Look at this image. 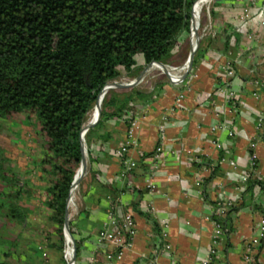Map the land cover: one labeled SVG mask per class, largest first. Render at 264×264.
Here are the masks:
<instances>
[{
    "label": "crops",
    "instance_id": "0c3cea01",
    "mask_svg": "<svg viewBox=\"0 0 264 264\" xmlns=\"http://www.w3.org/2000/svg\"><path fill=\"white\" fill-rule=\"evenodd\" d=\"M211 8L214 32L200 41L203 49L195 51L184 81L176 84L161 74L146 90L141 83L133 86L153 89L154 95L149 101H135L134 120L139 126L127 152H118L127 141L122 119L106 120L85 142L86 173L78 184V212L71 218L68 213L77 237L83 239L79 264H109L112 259L110 246L97 243L96 234L114 188L119 191V206L132 214L136 225L121 264H143L145 259L151 264H264V126L256 128L264 111V0H219ZM244 10L249 19L242 18ZM188 51L187 32L182 31L165 63L183 61ZM227 61L228 74L221 68ZM148 66L137 57L132 71L120 77L135 78L146 68L144 76ZM219 78L229 79L231 97L225 88L216 90ZM178 94L183 97L175 104ZM172 107L175 110L169 112ZM126 160L136 163L129 178L120 176ZM212 171L213 177L206 181ZM45 185L40 176L32 186L39 201ZM139 190L144 191L141 213L131 206ZM42 201L40 206L32 205L36 216H27L41 229L48 213ZM214 201H222L223 214ZM214 211L221 216L227 213L229 231L215 234ZM36 218L41 223L34 222ZM163 230L169 250L163 246ZM24 251L16 260L17 253L9 251L12 262L7 264H26V255L37 258Z\"/></svg>",
    "mask_w": 264,
    "mask_h": 264
},
{
    "label": "trees",
    "instance_id": "16d2710c",
    "mask_svg": "<svg viewBox=\"0 0 264 264\" xmlns=\"http://www.w3.org/2000/svg\"><path fill=\"white\" fill-rule=\"evenodd\" d=\"M194 2L0 0V119L22 114L33 116L40 125L43 156L39 166L51 178L43 187L42 202L48 210L46 235L55 236L50 247L60 254L67 198L82 157L80 135L100 90L131 72L138 54L144 63H165L177 47L180 33L189 30ZM212 13L211 8L210 16ZM202 49L199 45L196 54ZM153 95V89H109L98 121L84 135L85 142L109 119H122L128 128L135 117V101H149ZM135 167L136 163L123 176L129 178ZM213 174L205 180H211ZM23 185L8 157L0 154V215L21 226L27 222L26 212L17 203ZM118 192L114 188L109 198L115 210L124 211L118 204ZM143 193L139 190L131 205L139 213ZM213 204L217 209L223 203ZM211 220L219 224L220 233L231 228L227 213L221 216L214 211ZM69 231L75 244V264H79L83 239L77 237L72 220Z\"/></svg>",
    "mask_w": 264,
    "mask_h": 264
},
{
    "label": "rangeland",
    "instance_id": "374dc122",
    "mask_svg": "<svg viewBox=\"0 0 264 264\" xmlns=\"http://www.w3.org/2000/svg\"><path fill=\"white\" fill-rule=\"evenodd\" d=\"M199 3V7L195 13V16L200 13V30L198 29V35L200 36L202 32V27L206 26L207 28L214 32V28L211 23L210 9L213 5V2L217 0H209L205 4ZM200 31V32H199ZM200 33V34H199ZM204 36V35H203ZM202 35L198 40V44L195 46V51L197 50L200 41L204 38ZM187 40L189 43V51L185 59L181 62L173 63H164L169 66H178L184 63L188 58L191 52L190 36L187 32ZM138 54L136 57H140ZM162 63V62H161ZM162 74L161 70L158 68H152L146 72L143 76V81L141 82V87L147 89L150 85V81ZM120 89V88H112ZM92 110V109H91ZM91 113V111H90ZM89 113V114H90ZM88 114V118H89ZM39 123L33 117H26L22 114L14 115L10 118L0 119V154L8 157L9 164L12 165L13 171L16 176L20 179V184L23 185L26 181V178L31 179L27 181L30 185H23L22 193L17 198V203L20 204L21 208L26 212V216H36V212L32 210V205L40 206L42 203L39 201V192L35 191L32 186L35 185V181L41 176L44 180L50 181V176L45 173H41L39 166V161L43 156V151L40 147L39 139ZM86 150V147H85ZM86 154V152H85ZM41 156V157H39ZM39 157V160L37 159ZM39 173V174H38ZM41 173V174H40ZM23 181V183H22ZM41 190V189H40ZM43 193V189L40 191ZM11 199H14V195H10ZM78 198V185L74 188L72 195V200L69 204V217L71 215H76L78 212L77 205ZM75 203V204H74ZM34 222L41 223V220L35 219ZM25 224V225H24ZM21 227V225L15 220L4 219L0 215V264L7 262H12L10 260L9 254L11 250L16 252L14 259H21L22 254L25 253L24 249H28L30 253H33V256H36V259H32L30 256H25L26 264H69L70 261L66 258L70 256L69 253V243L66 245V255H65V237L63 232V244L61 254L58 251L50 250L51 236L46 235L49 231V228L45 224L44 228L36 225L33 222H26ZM64 231V230H63ZM22 236L25 238H22ZM28 241H27V240ZM12 240V241H11ZM53 242H55V236L53 237ZM52 242V243H53ZM30 244V245H29ZM61 255V256H60ZM28 261V262H27ZM76 259L74 260V264Z\"/></svg>",
    "mask_w": 264,
    "mask_h": 264
},
{
    "label": "built area",
    "instance_id": "2783aa9c",
    "mask_svg": "<svg viewBox=\"0 0 264 264\" xmlns=\"http://www.w3.org/2000/svg\"><path fill=\"white\" fill-rule=\"evenodd\" d=\"M199 1H201V0H195V2L193 3L192 11H191V17H190V21H189L188 32H189V36H190L191 50H195V46L197 44V41L200 39L201 35L202 36L204 35L203 37H205L207 35L213 34L211 27L209 29L206 26L205 27L203 26L201 28L202 29L201 34L199 33L200 36L198 35V29L200 28V13L201 12L195 16L194 8H195V5ZM242 18L243 19H249L250 18V14L247 10H244V12L242 14ZM194 24H195V26H193ZM152 68L160 69L162 74L167 75L170 78V80L176 84L184 81L186 76L191 71V67L190 68L188 67V58L186 59V61H184L183 64L178 65V66H169V65H166L164 63H163V65H161V64H158L156 61H152L149 63L148 70H150ZM221 68H222L223 72L226 71L227 72L226 74H228L229 73L228 69L230 68V63L228 61L225 62L223 65H221ZM133 81H134V78L125 79V78L119 77L118 79H114V80L107 82L105 85H109L113 82L129 84V83H132ZM142 81H143V76L140 78L139 81H137L136 85L140 84ZM254 83L257 85L259 82L256 80ZM216 88H217L216 89L217 91H221L222 88H225L228 97H231L233 95V91L230 88L229 79L223 80L222 78H219L217 81ZM107 91H105L102 94V97H101L102 99H103V97ZM256 94H257L256 91H254L253 95H256ZM182 97H183L182 94H178L175 98V104H178L180 102V100L182 99ZM102 99H101V101H102ZM229 102H230V100L228 99L227 103L229 104ZM174 110H175V107H172L169 109V112H173ZM95 115H96V107L93 106L91 113L89 114V118L86 120V122L83 124V126L86 123H88L89 121H91ZM138 126H139L138 122L136 120H133L131 125L127 128V130H126V140L127 141L125 142V144L120 146V148L118 150V152L120 154H125L127 152L128 145L130 144L132 137L134 136L135 132L137 131ZM263 126H264V111L258 115L257 120H256V128L257 129H260ZM84 142H85V139H84ZM215 145L217 147H220V145L218 143H215ZM251 146H254V142L251 143ZM159 150L160 149L157 148L155 151V154H154V158L156 160L159 158ZM85 152H86V150H85ZM124 165H125V167L121 171V176L124 175L126 170L135 166V162L131 161V160H126V161H124ZM155 167H156V165H154V168ZM146 181L148 184L151 183L149 178H147ZM73 192H74V190L72 191L70 199L68 201V209H69V204L72 200L71 198H72ZM107 200H108V208H107V211L105 214V220L103 222L102 227L98 230V232L96 234V241H97V243H99L101 245L110 246V253L112 254V259L109 262V264H121L123 257H124V254H125V251L128 248L131 240L133 239V237L136 234V225H135L134 218L130 212L121 211L119 209L115 210L111 199L108 197ZM147 206H148V209L151 211L153 207L150 204H148ZM224 210H225L224 208H221L219 210V213L223 214ZM213 225H214L215 234L218 235L220 233L219 224L213 222ZM160 235H161L162 239L164 240V244H163L164 249L169 250L170 246L167 242V232L165 230H163V231H161ZM68 241H69V245H70L69 246L70 256L67 257V255H66V244ZM64 251H65L66 258L71 263L72 255H73V248H72L71 240L68 239L67 236H65V250ZM245 258L247 260H251L250 255H246ZM143 264H151V261L148 259H145L143 261Z\"/></svg>",
    "mask_w": 264,
    "mask_h": 264
},
{
    "label": "water",
    "instance_id": "95a60500",
    "mask_svg": "<svg viewBox=\"0 0 264 264\" xmlns=\"http://www.w3.org/2000/svg\"><path fill=\"white\" fill-rule=\"evenodd\" d=\"M198 44V41H197ZM195 50H191L190 54H189V59H188V67L190 68L192 65V60H193V56H194ZM158 64L163 65V63L156 61ZM146 70V68L137 76L134 78V81L132 83L129 84H124V83H117V82H113L109 85H104L102 87V89L100 90L97 100L94 104V106L96 107V115L94 116V118L89 121L88 123H86L81 131V135H80V140H81V149H82V157H81V161L80 164L75 172V175L73 177L71 186H70V190H69V195L67 198V208L65 211V219H64V227H63V232H64V237L67 236L68 239L71 240L72 243V248H73V255H72V260L70 264H74V260L76 259V254H75V244H74V239L72 237V235L70 234L69 231V217H68V201L70 199L71 193L74 190V188L79 184L81 178L84 176V174L86 173V156H85V142H84V135L86 133V131L88 130V128L90 126L93 125V122L99 118L100 116V111H101V97L102 94L112 88H121V87H133L136 85L137 81L140 80V78L143 76L144 71Z\"/></svg>",
    "mask_w": 264,
    "mask_h": 264
},
{
    "label": "bare ground",
    "instance_id": "6f19581e",
    "mask_svg": "<svg viewBox=\"0 0 264 264\" xmlns=\"http://www.w3.org/2000/svg\"><path fill=\"white\" fill-rule=\"evenodd\" d=\"M207 1H208V0L202 1L201 4L203 5V4H205ZM197 5H198V3L195 5L194 13H196V11H197V9H198V7H199V6L197 7ZM193 26H195V24H194ZM194 29H195V28H194ZM188 59H189V57H188ZM74 204H75V203H74ZM68 243H69V241L67 242V244H68ZM67 244H66V245H67ZM69 249H70V248H69ZM69 253H70V250H69Z\"/></svg>",
    "mask_w": 264,
    "mask_h": 264
}]
</instances>
